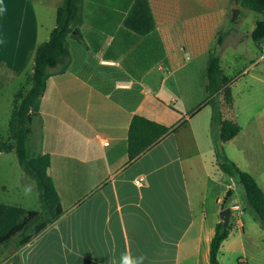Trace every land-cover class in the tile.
<instances>
[{
  "label": "crops",
  "instance_id": "obj_1",
  "mask_svg": "<svg viewBox=\"0 0 264 264\" xmlns=\"http://www.w3.org/2000/svg\"><path fill=\"white\" fill-rule=\"evenodd\" d=\"M61 3L3 0L0 98L13 95L31 73L35 51L55 28ZM154 16L146 27L142 15H83L82 42L68 39L69 67L46 81L40 120L32 125L41 153L49 157L47 175L62 215L17 252L20 264H112L125 250L144 254L145 264H210L227 191L231 231L218 264H264V230L253 212L231 199L236 185L216 167L219 129L210 127V107L203 105L207 57L215 49L221 67L226 40L215 48L216 40L228 21L219 15ZM179 43L197 60L183 59ZM254 47L251 66L259 53ZM223 73L240 128L222 145L224 153L264 192V124L250 114L245 132L238 105L239 97L264 95V77H252L259 91L240 92L238 81ZM133 116L169 132L128 163ZM5 264H12L10 257Z\"/></svg>",
  "mask_w": 264,
  "mask_h": 264
},
{
  "label": "trees",
  "instance_id": "obj_2",
  "mask_svg": "<svg viewBox=\"0 0 264 264\" xmlns=\"http://www.w3.org/2000/svg\"><path fill=\"white\" fill-rule=\"evenodd\" d=\"M235 2L240 8L261 17L255 22L250 34L252 42L258 46L264 40V6L258 5L255 0ZM83 15L84 0H62L56 11L55 28L48 40L35 51L31 73L25 76L26 89L22 93L19 91L14 97L8 123L9 142L0 140V154L15 155L19 168L33 182L39 203L38 210L0 203V256L11 249L9 257L12 264H20L17 252L62 215L54 185L47 175L49 157L41 153L39 141L32 133V125L40 120V99L45 91L46 81L50 76L65 73L69 67L68 39L82 42L80 28ZM221 43L222 38L218 37L216 47ZM206 80L207 100L203 105L210 107V127L216 126L219 129L220 145L215 147L216 167L242 187L246 209L254 213L260 228L264 230V192L253 177L240 171L223 151L222 145L235 138L240 128L234 116L230 80L224 75L214 50L207 57ZM168 132L167 128L159 124L133 116L127 133L128 163L135 161ZM230 231V224L225 228L221 222L216 225L209 247L210 264H218L220 246Z\"/></svg>",
  "mask_w": 264,
  "mask_h": 264
},
{
  "label": "rangeland",
  "instance_id": "obj_3",
  "mask_svg": "<svg viewBox=\"0 0 264 264\" xmlns=\"http://www.w3.org/2000/svg\"><path fill=\"white\" fill-rule=\"evenodd\" d=\"M255 1L258 5L264 6V0ZM167 2H164V0H160L157 3L154 0H85L84 15H142L145 18L146 27L156 17L154 15H219V18L223 16L225 23L228 22L224 29L217 34V37L226 40L220 55L221 68L231 79L238 81L237 87L240 92L247 89L249 92L250 89L254 88H258L259 91L260 85L254 84L252 77H264V62L251 66V62L255 59V57L251 56L255 52V47L247 33L250 25L255 20L261 19L260 16L240 8L235 4V0H177L176 3ZM233 9L239 10L238 15L240 17L238 21L231 22L230 17ZM179 39L180 37H178ZM238 42L241 43L236 44ZM233 46H235V49ZM177 49L178 53L183 55V59L189 56L192 57V60H197L192 54V50L187 49L182 43L178 44ZM215 53L218 55V52ZM189 57L187 58L189 59ZM244 69H246L245 72L241 73ZM25 87V77H23L16 85L13 95L6 97L3 95L0 98L1 141L9 142L8 123L13 108V100L19 91L21 93L25 91ZM244 93L246 94L247 92ZM254 94L250 99L245 97H239L238 99V105L242 109L239 112V123L245 132L250 126V114L252 116L256 113L255 119H258L257 123L264 124V112L260 113V111L264 110V95ZM261 136H264V133ZM261 136L257 135V137ZM235 185L236 188L231 199H236L239 204L246 207L245 201L242 199L244 195L243 189L240 185L236 183ZM28 187H31V192L26 194L25 189ZM0 203L19 206L27 210L39 209L34 184L23 174L13 153L0 154ZM9 250L0 256V264H5V260L9 257Z\"/></svg>",
  "mask_w": 264,
  "mask_h": 264
},
{
  "label": "clouds",
  "instance_id": "obj_4",
  "mask_svg": "<svg viewBox=\"0 0 264 264\" xmlns=\"http://www.w3.org/2000/svg\"><path fill=\"white\" fill-rule=\"evenodd\" d=\"M3 0H0V13L4 12ZM26 194L31 192V187L25 189ZM147 257L144 254H133L129 250L122 252L112 264H145Z\"/></svg>",
  "mask_w": 264,
  "mask_h": 264
},
{
  "label": "water",
  "instance_id": "obj_5",
  "mask_svg": "<svg viewBox=\"0 0 264 264\" xmlns=\"http://www.w3.org/2000/svg\"><path fill=\"white\" fill-rule=\"evenodd\" d=\"M235 4H237V2H235ZM238 14H239V10L238 9H233L231 12V17H230V21L234 22L237 18H238ZM231 192L227 191L221 206H220V213H219V220L222 223V227H227L228 223H229V218H230V209L229 208H225V204L228 200V198L230 197Z\"/></svg>",
  "mask_w": 264,
  "mask_h": 264
},
{
  "label": "built area",
  "instance_id": "obj_6",
  "mask_svg": "<svg viewBox=\"0 0 264 264\" xmlns=\"http://www.w3.org/2000/svg\"><path fill=\"white\" fill-rule=\"evenodd\" d=\"M258 51L259 53H258V59L256 63L264 62V40H262L260 44L258 45ZM135 184L140 185V181H135Z\"/></svg>",
  "mask_w": 264,
  "mask_h": 264
}]
</instances>
